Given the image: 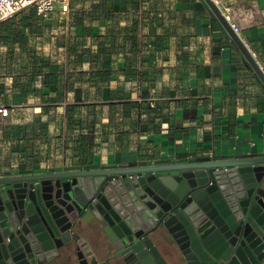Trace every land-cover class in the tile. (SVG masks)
Instances as JSON below:
<instances>
[{"label":"crops","instance_id":"1","mask_svg":"<svg viewBox=\"0 0 264 264\" xmlns=\"http://www.w3.org/2000/svg\"><path fill=\"white\" fill-rule=\"evenodd\" d=\"M219 4L264 66V0ZM244 158H264V83L205 0L68 1L0 22V177ZM93 231V264H125ZM75 246L48 261L80 264Z\"/></svg>","mask_w":264,"mask_h":264},{"label":"water","instance_id":"2","mask_svg":"<svg viewBox=\"0 0 264 264\" xmlns=\"http://www.w3.org/2000/svg\"><path fill=\"white\" fill-rule=\"evenodd\" d=\"M79 219L95 221L125 264H168L150 238L158 229L185 264H264V158L0 177V264H42L74 242L80 264L95 263L73 231Z\"/></svg>","mask_w":264,"mask_h":264},{"label":"built area","instance_id":"3","mask_svg":"<svg viewBox=\"0 0 264 264\" xmlns=\"http://www.w3.org/2000/svg\"><path fill=\"white\" fill-rule=\"evenodd\" d=\"M69 0H0V22L11 18L13 15L25 11L27 9L33 8L37 15L45 18L49 15L51 11L54 10L56 4H61L62 10L67 9ZM140 5L144 3L145 0H138ZM212 3L216 6L218 11L221 13L224 20L228 23L232 32L239 38L244 48L247 50L251 58L258 65L260 70L264 72V66L260 65L256 61V55L253 49L250 47L248 43L241 39L239 26L236 24L233 16L228 11L227 8L221 6L219 4V0H211ZM141 8V7H140ZM139 11V35L142 34V18Z\"/></svg>","mask_w":264,"mask_h":264},{"label":"rangeland","instance_id":"4","mask_svg":"<svg viewBox=\"0 0 264 264\" xmlns=\"http://www.w3.org/2000/svg\"><path fill=\"white\" fill-rule=\"evenodd\" d=\"M97 226L95 221L89 224H84L80 219L73 223V231L85 236L91 234V229ZM150 238L153 240L160 253L167 261L168 264H184V261L180 253L172 247L166 235L161 229H158L150 234ZM72 244H69L71 247ZM42 264H50V262L45 261Z\"/></svg>","mask_w":264,"mask_h":264},{"label":"trees","instance_id":"5","mask_svg":"<svg viewBox=\"0 0 264 264\" xmlns=\"http://www.w3.org/2000/svg\"><path fill=\"white\" fill-rule=\"evenodd\" d=\"M76 1H87V0H69V4L72 5V3L76 2Z\"/></svg>","mask_w":264,"mask_h":264}]
</instances>
